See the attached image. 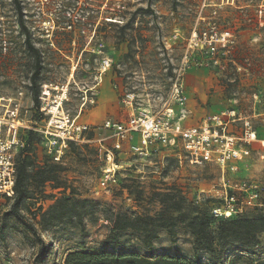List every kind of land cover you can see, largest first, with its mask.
I'll return each instance as SVG.
<instances>
[{"label": "rangeland", "instance_id": "374dc122", "mask_svg": "<svg viewBox=\"0 0 264 264\" xmlns=\"http://www.w3.org/2000/svg\"><path fill=\"white\" fill-rule=\"evenodd\" d=\"M16 2L41 56L39 109L30 80L36 63L17 20ZM175 82L182 84L192 111L185 126L235 109L264 135V0H0V115L9 98L18 103L20 138L28 142L26 197L17 209L23 219L14 213L15 195L0 196V264H64L69 252L103 250L178 255L202 264H264V232L253 246L229 243L219 253L196 250L193 235L183 227L196 205L229 216L216 165H191L178 157L177 148L136 154L126 142L122 151L114 149L106 121L178 109L171 99ZM64 94L68 99L62 100ZM57 101L89 129L85 139L69 144L60 162H52L41 133L49 114L40 108ZM114 163L120 166L117 182L104 189L102 177ZM53 167L56 176L43 181V172ZM237 180L258 183L264 204L259 144L225 176L227 182ZM71 192L100 203L83 216L82 225L49 217L52 205ZM235 195L232 218L264 212V206L238 212L244 195ZM164 206L186 213L176 219L173 235L158 228L149 241L142 232L110 231L112 212L154 216ZM32 225L41 239L30 231Z\"/></svg>", "mask_w": 264, "mask_h": 264}, {"label": "built area", "instance_id": "2783aa9c", "mask_svg": "<svg viewBox=\"0 0 264 264\" xmlns=\"http://www.w3.org/2000/svg\"><path fill=\"white\" fill-rule=\"evenodd\" d=\"M128 97L131 102L132 97ZM171 99L177 103L178 109L167 107L163 116L133 113L127 122L106 121L105 128L113 131L114 149L122 151L126 142L136 154H149L160 148H177L178 157L182 159L184 156L183 159L191 165L211 163L219 168L224 180V199L233 212L236 192L244 195L238 212H242L244 206H264L258 183L225 181L226 174L238 170V163L250 155L255 143L264 151V135L260 134L252 120L242 117L235 109H228L206 116L201 124L185 126L184 121L192 111L188 107V96L179 82L173 86ZM8 100L4 114L0 115V196L6 199L13 198L15 194L16 153L25 146L20 138L23 127L20 106L12 98ZM48 105L40 108L42 113L49 114L41 133L46 140L47 155L53 162H60L70 143L85 139L84 133L89 126L77 124L58 101L55 106ZM113 165L105 170L102 177L101 187L104 189L117 182L118 168L115 163ZM220 210L216 209L215 214H221Z\"/></svg>", "mask_w": 264, "mask_h": 264}, {"label": "trees", "instance_id": "16d2710c", "mask_svg": "<svg viewBox=\"0 0 264 264\" xmlns=\"http://www.w3.org/2000/svg\"><path fill=\"white\" fill-rule=\"evenodd\" d=\"M17 20L21 26V32L26 36L25 44L27 50L32 53L36 66L31 75L32 93L39 109V86L38 79L40 77V61L41 56L39 50L34 46L30 38V32L23 18L22 7L20 2H16ZM11 41V40H9ZM29 139V138H28ZM71 144V143H70ZM28 142L20 152L17 160V177L15 183V203L14 213L21 219L23 216L19 212L18 206L22 199L26 197L23 185L24 174L26 172L27 163L24 158ZM23 156V158H21ZM49 157V156H48ZM48 160H53L49 157ZM56 176V168H50L43 172V181H51ZM162 196H168L162 194ZM99 202L77 199L74 193L64 194L52 205L49 211V217L54 221H62L68 217L71 221L75 219L80 225L83 224V216L91 214L90 208L99 206ZM189 217L184 221L185 228L189 229L194 237V245L196 250H207L221 252L223 247L229 243H235L240 246H253L259 235L264 232V212L254 215H242L237 218L218 219L216 214L210 213L208 208L196 205V210H189ZM183 208L177 206H164L156 215H130L126 212L111 213L110 231L133 230L142 232L144 239L152 240L157 237V229L165 228L173 235L176 227V219L184 217ZM216 221L218 224L213 225ZM56 223V222H55ZM30 231L41 239L37 229L32 225ZM43 244V240H42ZM64 264H202L200 261L191 262L183 256L163 255L154 257L151 255L141 254L135 251H75L66 255Z\"/></svg>", "mask_w": 264, "mask_h": 264}, {"label": "bare ground", "instance_id": "6f19581e", "mask_svg": "<svg viewBox=\"0 0 264 264\" xmlns=\"http://www.w3.org/2000/svg\"><path fill=\"white\" fill-rule=\"evenodd\" d=\"M61 98H62V100H65V99H68V96H67V94H64V95H62ZM62 104H63V101H59V105H62ZM116 166L120 167L119 165H116ZM226 210L229 212V216H228V214H224V212H221V210H220V212H221L222 215H224L227 218H229L233 214V211L231 209H226Z\"/></svg>", "mask_w": 264, "mask_h": 264}]
</instances>
